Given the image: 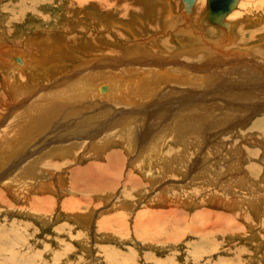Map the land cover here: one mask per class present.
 Wrapping results in <instances>:
<instances>
[{
  "label": "rangeland",
  "instance_id": "1",
  "mask_svg": "<svg viewBox=\"0 0 264 264\" xmlns=\"http://www.w3.org/2000/svg\"><path fill=\"white\" fill-rule=\"evenodd\" d=\"M205 4L0 0V264H264V0Z\"/></svg>",
  "mask_w": 264,
  "mask_h": 264
},
{
  "label": "bare ground",
  "instance_id": "2",
  "mask_svg": "<svg viewBox=\"0 0 264 264\" xmlns=\"http://www.w3.org/2000/svg\"><path fill=\"white\" fill-rule=\"evenodd\" d=\"M151 1H154V2H157V1H159V0H151ZM197 1V0H196ZM196 1L194 2V4L192 5V7H191V10L189 11V12H187L185 9H186V5H184L183 3H182V1L180 0V2H181V8H182V12L185 14V15H183L184 16V18L185 19H187L188 18V16H190L191 14H192V8L194 7V5L196 4ZM81 2V1H80ZM79 2V3H80ZM204 4V3H203ZM238 5H239V1H238V3H237V5H236V7L225 17V19H224V22H226V18L233 12V13H235V11L237 10V8H238ZM205 6H206V4H205ZM201 7V6H200ZM204 7V6H203ZM202 8V7H201ZM206 8V7H205ZM199 9V8H198ZM168 10V9H167ZM169 11H170V9H169ZM122 12V11H121ZM205 13H206V10H205ZM168 14V13H167ZM169 14H171V13H169ZM166 15V14H165ZM169 16V15H168ZM204 18H205V14H204ZM167 18H165V20H166ZM168 20V19H167ZM170 20V19H169ZM206 20V19H205ZM171 22V21H170ZM189 22V21H188ZM206 22L208 23V21L206 20ZM226 23H228V25H229V28L228 29H224V28H222V27H218V26H216V25H212V24H210V23H208L209 25H211V26H213V27H216V28H218V29H220V30H222L223 32H224V34H226L227 35V37L228 36H230L231 37V32H230V29H231V23L229 24V22H226ZM175 27V26H174ZM174 30H175V28H174ZM185 32H187V31H185ZM172 33V32H171ZM139 40V39H138ZM137 41V40H136ZM242 41H244V42H246V40H242ZM205 42V41H204ZM206 42H208V41H206ZM231 42V41H230ZM168 43V42H167ZM162 45V44H161ZM134 50V49H133ZM108 53V52H107ZM137 54V53H136ZM137 57H138V55H137ZM115 60H117V59H115ZM149 60H152V59H149ZM148 60V61H149ZM142 61V60H141ZM148 61H145L144 63H146L145 65H149V62ZM156 61V60H155ZM155 61H153L152 63L154 64V65H158L157 64V61L155 62ZM172 61V60H171ZM165 62V61H164ZM163 62V63H164ZM168 62V61H167ZM18 64H20V61H18L17 62ZM162 64V63H161ZM209 64V63H208ZM115 65V64H114ZM112 66H113V64H112ZM115 67H116V65H115ZM158 67L160 68V69H164L163 67H160L159 65H158ZM145 68V71H146V67H144ZM143 69V68H142ZM150 71V70H149ZM146 72H148V70L146 71ZM89 78H91V77H89ZM139 81V80H138ZM142 82V81H141ZM140 82V83H141ZM77 84V83H76ZM75 85V84H74ZM73 85V86H74ZM75 86H79V85H75ZM137 86V87H136ZM135 87V90L136 91H138L137 89H139V87H140V84H138V85H136ZM100 87V88H99ZM107 87V88H106ZM105 87V85H100V86H98V88H99V92L100 93H102V94H104V93H106L107 91H108V86H106ZM54 88V87H53ZM97 88V89H98ZM101 88H104L105 89V91L104 92H102V91H100V89ZM134 88V87H133ZM70 90H71V88H70ZM144 90V89H143ZM19 94H20V92H19ZM232 95V94H231ZM58 96H60V95H58ZM82 96H85L84 95V93L82 94ZM82 96H80V98L82 97ZM61 97V96H60ZM55 98H56V96H55ZM59 98V97H58ZM122 99H125L126 97H121ZM42 99V98H41ZM82 99V98H81ZM74 100H79V97H78V95L77 96H72V99H70V100H68V102L67 103H72ZM83 100V99H82ZM81 100V101H82ZM52 103H54V102H52ZM119 103V102H118ZM117 103V104H118ZM33 104H35V106H36V102L34 103L33 102ZM88 104H90V102L88 103ZM32 106V105H31ZM27 108H30V107H28V106H26ZM61 110V108H53V109H46V111H44V113H41V114H39V115H37L38 116V119L40 118V119H42L43 121V124L42 125H40L39 124V122H38V120H37V117H36V110L35 111H33V113L31 112V109L29 110L32 114H34V115H32V114H30L29 112H28V110H25V112L23 113V114H19V115H17V118H16V120H15V122L13 123V124H11V126H10V130H14L15 132H16V129L18 130V132H17V134H16V137H18L20 140H24V139H29V137H31L33 134H34V131H37V130H40V129H42L43 127H47L48 126V124H50L52 121H53V119H54V115H55V113L57 112V113H59V111ZM39 112V111H38ZM33 116V118H32V116ZM41 115V116H40ZM66 115L67 116H69V114L68 113H66ZM29 116H31L28 120H26ZM30 119H32L31 121H32V123L30 122ZM190 119H192V118H190ZM195 119V118H194ZM111 121V120H110ZM201 121V120H200ZM115 124V123H114ZM192 124V123H191ZM194 124H196L195 123V121H194ZM15 128V129H14ZM191 128V133L193 132V134H194V131H193V129H194V127H193V129H192V127H190ZM190 130V129H189ZM43 131V130H42ZM15 132H10V133H8L6 136H4L3 137V139H4V141L6 140V139H9V134H12V136L14 137V133ZM179 132V131H178ZM181 132H182V130H181ZM28 133H29V135H28ZM185 133V132H184ZM186 134V133H185ZM189 134V133H188ZM180 135H182V134H180ZM191 135V134H190ZM190 135L188 136V135H186L185 137H190ZM8 136V137H7ZM69 136V135H68ZM45 137V136H44ZM187 137V138H188ZM180 138H181V136H180ZM31 140V139H30ZM115 142V140H113L111 143H114ZM115 143H117V142H115ZM114 143V144H115ZM110 144V143H109ZM3 145V144H2ZM111 145V144H110ZM94 146V145H93ZM92 146V148L94 149V147ZM2 147V146H1ZM62 147V146H61ZM113 147V146H112ZM53 148V147H52ZM63 148V147H62ZM97 148V147H96ZM6 149V148H5ZM104 148L102 147V150H103ZM56 150V149H55ZM59 150V149H58ZM95 150V149H94ZM3 152V151H2ZM7 152V150L6 151H4V153H6ZM94 151L92 150V153H93ZM111 152V151H110ZM110 152H108V153H110ZM117 154H119V152L118 151H115ZM60 153H61V151H60ZM95 153V155H96V152H94ZM94 155V154H93ZM97 155L98 156H102V155H99L98 153H97ZM96 155V156H97ZM108 156V155H107ZM44 157V156H43ZM46 157V156H45ZM42 160V159H41ZM40 160V161H41ZM43 163V162H42ZM34 166H35V164H33ZM27 171V170H26ZM108 171V170H107ZM27 173V172H26ZM28 175V174H27ZM29 176V175H28ZM27 177V176H26ZM29 179V178H28ZM4 198V196L0 193V199H3ZM33 203V202H32ZM35 205V204H34ZM33 205V206H34ZM36 206V205H35ZM73 209V208H72ZM105 224V223H104ZM27 263V262H26Z\"/></svg>",
  "mask_w": 264,
  "mask_h": 264
},
{
  "label": "water",
  "instance_id": "3",
  "mask_svg": "<svg viewBox=\"0 0 264 264\" xmlns=\"http://www.w3.org/2000/svg\"><path fill=\"white\" fill-rule=\"evenodd\" d=\"M186 5V11L191 10L192 5L196 0H181ZM239 0H206L205 19L208 23L228 29V23L224 22L225 17L236 7ZM16 61H19L16 59ZM104 92L105 89L101 88Z\"/></svg>",
  "mask_w": 264,
  "mask_h": 264
},
{
  "label": "crops",
  "instance_id": "4",
  "mask_svg": "<svg viewBox=\"0 0 264 264\" xmlns=\"http://www.w3.org/2000/svg\"><path fill=\"white\" fill-rule=\"evenodd\" d=\"M20 60V59H19Z\"/></svg>",
  "mask_w": 264,
  "mask_h": 264
}]
</instances>
